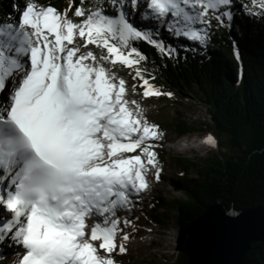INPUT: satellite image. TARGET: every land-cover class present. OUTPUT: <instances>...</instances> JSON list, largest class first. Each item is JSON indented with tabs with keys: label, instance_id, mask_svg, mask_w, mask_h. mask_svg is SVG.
Returning a JSON list of instances; mask_svg holds the SVG:
<instances>
[{
	"label": "snow or ice",
	"instance_id": "6c2138e0",
	"mask_svg": "<svg viewBox=\"0 0 264 264\" xmlns=\"http://www.w3.org/2000/svg\"><path fill=\"white\" fill-rule=\"evenodd\" d=\"M232 3L103 0L76 6L78 20L71 6L15 5L17 16L0 22V261L117 264L113 254H125L131 238L124 229L135 227L128 214L161 179L153 141L163 133L115 66L134 71L143 98L170 97L150 83L147 57L131 42L171 55L153 38L167 25L203 43L212 18L232 22ZM251 3L264 12V0ZM205 143L216 145L211 135Z\"/></svg>",
	"mask_w": 264,
	"mask_h": 264
},
{
	"label": "trees",
	"instance_id": "16d2710c",
	"mask_svg": "<svg viewBox=\"0 0 264 264\" xmlns=\"http://www.w3.org/2000/svg\"><path fill=\"white\" fill-rule=\"evenodd\" d=\"M37 2L51 4L61 12L71 6L70 17L78 20L73 15L76 6L92 9L103 0ZM26 3L0 0V22L12 20L17 14L15 5ZM250 8L257 14H251ZM231 11V23L224 18L221 25L212 18L207 40L193 41L190 46L186 37L180 36L183 40L171 47L167 27L160 31V26L153 38L157 40L161 33L165 48L172 49L171 55L144 40L131 42L147 57L141 67L146 76L155 77L150 83L156 88L170 86L174 91L188 92L206 109L208 119L198 124L185 121L182 115L174 120L170 128L176 135L205 134L216 141L211 156L197 161L176 159L183 170L174 182L181 194L166 203L180 228L201 214L212 199L222 201L226 210L264 207V12L253 8L251 0H233ZM162 156L157 155L159 163ZM189 170L196 172V179L186 178ZM153 198L159 205L165 202L161 194ZM246 256L248 264H264V237L252 244ZM187 263L183 254L174 251L173 258L161 264Z\"/></svg>",
	"mask_w": 264,
	"mask_h": 264
},
{
	"label": "rangeland",
	"instance_id": "374dc122",
	"mask_svg": "<svg viewBox=\"0 0 264 264\" xmlns=\"http://www.w3.org/2000/svg\"><path fill=\"white\" fill-rule=\"evenodd\" d=\"M21 5L22 9L23 6ZM144 23H147V20ZM165 27L167 25H163L160 29L164 30ZM167 32L169 33L167 43L171 47H175L179 44V41L183 40V37L179 39L168 30ZM159 38L158 36L157 40H160ZM187 42L190 46L193 40L187 38L185 43ZM89 48L97 53L101 51L91 45ZM114 70L128 82L129 98L135 99L141 104L150 123L159 125V131L163 133V138L153 141V143L157 145L154 150L163 156L159 159V165L162 169L161 179L159 181L152 180L150 190L142 193L139 203L128 214V218L132 220L135 226H128L124 229L131 237L129 240L130 246L127 247L128 251L125 254L116 252L113 255L117 264H161L173 258L176 237L179 232V227L174 222L175 214L172 213L170 204L166 203L172 200L173 195L179 196L181 194L178 192V185L174 183L177 177L182 176L183 173L176 159L197 161L211 156L215 150V146L205 143L207 135L177 136L176 132L170 128V124L178 119L180 115L185 121L197 122V124L206 121L208 116L205 107L199 104L194 96L188 92H177L172 87L167 86L157 89L163 93L170 92L172 94L170 97L161 95L143 98L141 95L143 89L139 86L140 82L135 83L132 79L133 70L119 64L115 66ZM133 84L137 85L135 94L131 91V85ZM186 178L196 179L197 174L194 170H189ZM160 194L165 202L159 205L153 197ZM157 204L159 207H156ZM154 217H158L159 221L154 220ZM121 227H124V225L121 224ZM140 242V247L136 248Z\"/></svg>",
	"mask_w": 264,
	"mask_h": 264
},
{
	"label": "water",
	"instance_id": "95a60500",
	"mask_svg": "<svg viewBox=\"0 0 264 264\" xmlns=\"http://www.w3.org/2000/svg\"><path fill=\"white\" fill-rule=\"evenodd\" d=\"M263 237V206L226 210L222 201L212 199L201 214L179 227L174 249L187 264H248V250Z\"/></svg>",
	"mask_w": 264,
	"mask_h": 264
},
{
	"label": "bare ground",
	"instance_id": "6f19581e",
	"mask_svg": "<svg viewBox=\"0 0 264 264\" xmlns=\"http://www.w3.org/2000/svg\"><path fill=\"white\" fill-rule=\"evenodd\" d=\"M141 195H142V193L140 194V197H141ZM139 201H140V198H139ZM139 201H138V203H139ZM142 204V203H141ZM134 211V210H133ZM135 223V222H134ZM131 227V226H130ZM128 228V227H127ZM134 233V232H133ZM133 241V240H132ZM140 245H141V242L140 243H138L137 244V247L136 248H139L140 247ZM130 246V242L128 241L127 243H126V247H129ZM131 250V249H130ZM119 257V256H118ZM123 258V257H122ZM120 260H122V259H120ZM2 262V263H1ZM0 264H7V259H4V260H2V261H0Z\"/></svg>",
	"mask_w": 264,
	"mask_h": 264
}]
</instances>
